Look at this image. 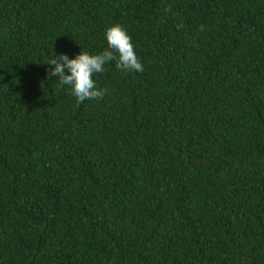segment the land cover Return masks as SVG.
<instances>
[{
    "label": "trees",
    "instance_id": "obj_1",
    "mask_svg": "<svg viewBox=\"0 0 264 264\" xmlns=\"http://www.w3.org/2000/svg\"><path fill=\"white\" fill-rule=\"evenodd\" d=\"M0 264H264V0H0Z\"/></svg>",
    "mask_w": 264,
    "mask_h": 264
},
{
    "label": "clouds",
    "instance_id": "obj_2",
    "mask_svg": "<svg viewBox=\"0 0 264 264\" xmlns=\"http://www.w3.org/2000/svg\"><path fill=\"white\" fill-rule=\"evenodd\" d=\"M104 35L107 48L101 53L80 51L70 59L65 54L55 55L52 52V58L47 62L51 65L48 75L59 77L58 87L70 86V94L76 98L77 103L103 97L105 90L99 89L92 77L104 72V65L109 61H116L117 69L124 72L143 71L131 37L119 23L108 27ZM66 70L68 74H65Z\"/></svg>",
    "mask_w": 264,
    "mask_h": 264
}]
</instances>
